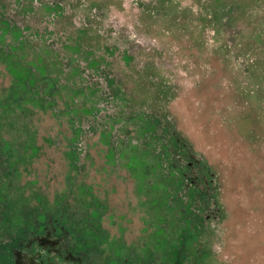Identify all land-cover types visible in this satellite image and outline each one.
<instances>
[{"label":"rangeland","instance_id":"374dc122","mask_svg":"<svg viewBox=\"0 0 264 264\" xmlns=\"http://www.w3.org/2000/svg\"><path fill=\"white\" fill-rule=\"evenodd\" d=\"M62 217L106 264H264V0H0V264Z\"/></svg>","mask_w":264,"mask_h":264},{"label":"flooded vegetation","instance_id":"af4514ba","mask_svg":"<svg viewBox=\"0 0 264 264\" xmlns=\"http://www.w3.org/2000/svg\"><path fill=\"white\" fill-rule=\"evenodd\" d=\"M8 245L6 257L13 264H106L96 252L83 247L79 236L68 230L64 217L25 226ZM117 263L119 260L113 264Z\"/></svg>","mask_w":264,"mask_h":264}]
</instances>
